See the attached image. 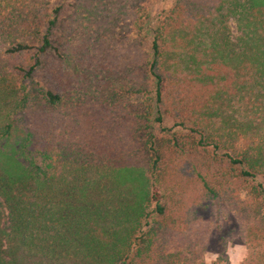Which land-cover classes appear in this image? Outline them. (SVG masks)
Instances as JSON below:
<instances>
[{"label": "trees", "instance_id": "16d2710c", "mask_svg": "<svg viewBox=\"0 0 264 264\" xmlns=\"http://www.w3.org/2000/svg\"><path fill=\"white\" fill-rule=\"evenodd\" d=\"M52 1L28 14L32 39L11 49L23 57L15 69L42 83V104L54 109V66L68 64L75 29L109 15L113 1L121 36L136 35L125 68L135 75L141 169L116 167L118 157L94 164L51 124L5 123L4 138L24 135L0 152V264H193L188 206L160 186L168 165L235 210L242 191L251 213L264 209V0H176L154 24L150 0Z\"/></svg>", "mask_w": 264, "mask_h": 264}, {"label": "rangeland", "instance_id": "374dc122", "mask_svg": "<svg viewBox=\"0 0 264 264\" xmlns=\"http://www.w3.org/2000/svg\"><path fill=\"white\" fill-rule=\"evenodd\" d=\"M175 1L150 0L151 24L161 12L170 10ZM56 4L53 0L50 7ZM112 4L113 1L114 11L116 5ZM37 8L36 0H0V152L10 153L12 145L24 135L16 131L11 137L2 135L5 123L18 119L23 129L34 123L51 124L59 139L68 140L77 153L86 152L94 164H105L118 157L116 167L129 165L141 169L134 117L137 102L131 93L135 75L125 68L135 57L126 41L132 42L136 35L129 32L124 39L120 29L122 17L116 23L110 10L105 11L109 15L97 18L85 28L77 27L69 43L73 53L68 64L54 66L51 83L62 99L51 110L42 104V83L36 77L35 81L24 79L14 67L22 64V55L10 52L17 43L32 39L34 26L27 22V16L36 14ZM160 127L171 128L172 132L177 129L171 122ZM156 133L160 138H169L160 128L156 127ZM29 150L35 152L34 147ZM167 150L166 147L164 154ZM180 168L178 163L168 165L160 186L172 195L174 191L181 193L180 198L188 206V227L199 236L191 262L264 264V209L256 205L251 213L245 191L239 193L245 203L240 211L223 194L212 199L196 190L192 174L185 170L181 173ZM180 183L184 187L181 192Z\"/></svg>", "mask_w": 264, "mask_h": 264}]
</instances>
